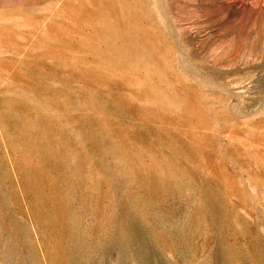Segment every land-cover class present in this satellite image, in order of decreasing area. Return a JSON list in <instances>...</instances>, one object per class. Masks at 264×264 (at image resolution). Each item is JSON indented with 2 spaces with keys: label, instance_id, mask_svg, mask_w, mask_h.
I'll use <instances>...</instances> for the list:
<instances>
[{
  "label": "rangeland",
  "instance_id": "rangeland-1",
  "mask_svg": "<svg viewBox=\"0 0 264 264\" xmlns=\"http://www.w3.org/2000/svg\"><path fill=\"white\" fill-rule=\"evenodd\" d=\"M0 264H264V0H0Z\"/></svg>",
  "mask_w": 264,
  "mask_h": 264
},
{
  "label": "bare ground",
  "instance_id": "bare-ground-1",
  "mask_svg": "<svg viewBox=\"0 0 264 264\" xmlns=\"http://www.w3.org/2000/svg\"><path fill=\"white\" fill-rule=\"evenodd\" d=\"M24 132L26 134V136H28L29 140H30V144L32 146H35L38 150H39V157L44 161V139L41 138V134L38 137H34L32 136V134L30 133V130L26 127L24 128ZM36 141L38 142V144L36 145Z\"/></svg>",
  "mask_w": 264,
  "mask_h": 264
}]
</instances>
